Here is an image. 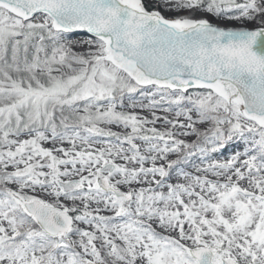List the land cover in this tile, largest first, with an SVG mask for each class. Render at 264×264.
I'll return each instance as SVG.
<instances>
[{
  "label": "snow or ice",
  "instance_id": "1",
  "mask_svg": "<svg viewBox=\"0 0 264 264\" xmlns=\"http://www.w3.org/2000/svg\"><path fill=\"white\" fill-rule=\"evenodd\" d=\"M0 264H264V0H0Z\"/></svg>",
  "mask_w": 264,
  "mask_h": 264
},
{
  "label": "rangeland",
  "instance_id": "2",
  "mask_svg": "<svg viewBox=\"0 0 264 264\" xmlns=\"http://www.w3.org/2000/svg\"><path fill=\"white\" fill-rule=\"evenodd\" d=\"M251 27V26H250Z\"/></svg>",
  "mask_w": 264,
  "mask_h": 264
}]
</instances>
